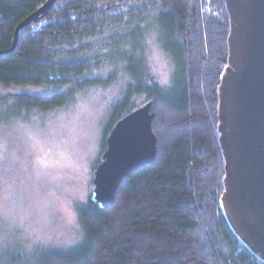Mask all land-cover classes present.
Listing matches in <instances>:
<instances>
[{
    "label": "trees",
    "instance_id": "obj_1",
    "mask_svg": "<svg viewBox=\"0 0 264 264\" xmlns=\"http://www.w3.org/2000/svg\"><path fill=\"white\" fill-rule=\"evenodd\" d=\"M46 1L0 0V51ZM150 30L175 64L168 87L145 82L137 66L141 38ZM228 33L224 0H57L45 17L20 30L13 51L0 53V84L62 90L0 96L8 113L60 105L77 90L105 84L100 73L110 80L119 64L135 84L115 107L112 125L121 112L136 109L132 93L154 98V163L126 176L110 207L90 201L80 207L83 239L44 264H258L220 206L217 91ZM109 67V74L102 72Z\"/></svg>",
    "mask_w": 264,
    "mask_h": 264
},
{
    "label": "rangeland",
    "instance_id": "obj_2",
    "mask_svg": "<svg viewBox=\"0 0 264 264\" xmlns=\"http://www.w3.org/2000/svg\"><path fill=\"white\" fill-rule=\"evenodd\" d=\"M141 40L144 45L137 53L141 59L137 66L145 82L170 86L175 64L156 31L150 30ZM117 66L110 80L100 73L105 84L77 90L60 105L18 114L0 106V264H44L50 254L72 249L83 239L79 208L88 204L93 191L115 107L129 84H135ZM112 68L102 72L109 74ZM57 91L62 90L0 84V96ZM153 100L143 91L130 97L133 108Z\"/></svg>",
    "mask_w": 264,
    "mask_h": 264
},
{
    "label": "water",
    "instance_id": "obj_3",
    "mask_svg": "<svg viewBox=\"0 0 264 264\" xmlns=\"http://www.w3.org/2000/svg\"><path fill=\"white\" fill-rule=\"evenodd\" d=\"M57 0H47L15 29L45 17ZM229 17L228 60L218 85L219 143L224 160L220 206L238 238L264 260V0H224ZM153 101L112 126L94 174L89 201L114 204L123 179L155 161Z\"/></svg>",
    "mask_w": 264,
    "mask_h": 264
},
{
    "label": "built area",
    "instance_id": "obj_4",
    "mask_svg": "<svg viewBox=\"0 0 264 264\" xmlns=\"http://www.w3.org/2000/svg\"><path fill=\"white\" fill-rule=\"evenodd\" d=\"M241 241V240H240ZM241 243L244 245V246H246L242 241H241ZM247 247V246H246ZM248 248V247H247ZM249 249V248H248ZM250 250V249H249ZM251 251V250H250ZM251 253L253 254V259H256V261H257V263L258 264H264V260L263 259H261V258H259L258 256H256L252 251H251Z\"/></svg>",
    "mask_w": 264,
    "mask_h": 264
}]
</instances>
